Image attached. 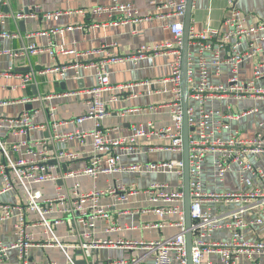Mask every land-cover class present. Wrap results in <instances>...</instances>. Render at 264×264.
I'll return each mask as SVG.
<instances>
[{
  "label": "built area",
  "instance_id": "2783aa9c",
  "mask_svg": "<svg viewBox=\"0 0 264 264\" xmlns=\"http://www.w3.org/2000/svg\"><path fill=\"white\" fill-rule=\"evenodd\" d=\"M232 7L231 13L225 17L219 28L207 26L196 32L190 30L189 50L187 57V88H188V126L193 130L189 137V189H190V216L192 234L191 264H256L260 258L264 260V240H247L244 230L256 226H264V191L255 184V180L264 181V170L255 166L247 158L264 155V117L258 122L256 132L252 137H243L239 130L230 125L233 118L232 106L226 104L223 108H209L207 103L212 98L240 100L255 98L264 102V64L254 65L251 76L247 80L239 78L241 65L261 51L264 43V22L256 21L247 24L235 10L236 0H225ZM186 0L171 2L173 13L183 17ZM7 4V0H0V7ZM93 12L106 13L112 23L139 22L142 20L134 5L126 0H110L107 6L96 7ZM18 16H22L20 13ZM11 14L0 12V26L6 24ZM173 35V41L165 44L141 45L133 50L131 58H142L147 54H165L172 52L175 59L170 63V75L167 78L171 84L173 99L170 103L172 127L156 128L151 122L131 125L126 135L109 137L108 132L102 129L101 121L110 115L109 101H115L116 96L109 100H102L101 94L110 88L108 62L120 61L119 57H110L85 64L94 70L97 80L95 87L84 90L89 99L86 102L85 112L77 117L61 122L52 121L50 126L55 131L52 142L48 138H38L32 142L19 141L7 144L0 140V193L21 187L26 195L24 207L11 204L0 205V221L16 217L13 223L14 241L4 243L0 240V262L8 259L11 250L16 252L15 264H33L29 258V248L34 239L28 231L27 211H34L38 223L43 227L47 236L38 246L59 247L64 249L63 243L56 236L54 226L61 219H51V214L67 215L79 225L85 227L82 240L78 247L83 253L86 264H94L92 255L95 250L104 246H117L136 252V255L121 260L119 264H187V249L185 233L187 231L183 210L182 185L172 188L168 183L156 182L144 189L135 184H124L120 181L107 182L102 188L97 184L101 176H110L120 171L133 173H170L175 174L182 182L183 161L165 160L161 162H147L120 166L122 151L130 153L136 150V144L141 140L153 136H166L170 143L162 146L161 150H182V119L183 109L181 102V45L183 23L181 20L168 26ZM56 29L32 32L29 37L43 36L45 45L38 47L35 43L23 46L19 50H7L4 53L17 57L26 53L35 54L45 50L51 57L58 53L54 43ZM1 37H14L6 32ZM112 44L104 45L105 47ZM101 49V50H102ZM65 53H75L72 50H63ZM209 52L210 58L206 54ZM82 55H88L82 54ZM74 66V65H73ZM227 66L229 75L226 82L213 83L210 75L219 77L223 68ZM67 67H54L51 71L63 74ZM33 79L30 73L19 77V87L26 88ZM67 95L76 94L68 92ZM65 94V95H66ZM45 99L50 96H45ZM50 106L49 116L55 111ZM256 109H250L253 112ZM242 112V114H247ZM249 112V113H250ZM85 120H93L90 130L59 133L56 128L60 124H81ZM14 123L12 133L25 135L35 128H44L49 123H34L29 111H24ZM90 140L88 162L78 168L66 171L62 176L53 172L51 163L69 161L78 158V153L64 146L67 140L77 139L83 142ZM208 154H212L214 178L223 182L226 175L233 170L237 176V186L234 189H224L219 192H206L203 189V165ZM88 177L92 186L86 191H80V178ZM71 178L73 182L68 190L62 192L56 186L55 194L43 196L39 190H33L32 185L46 181ZM143 193L151 207L142 210L151 212L157 220L145 222L143 228L162 230L170 227L175 230L172 234L159 239L138 240H111L92 238V229L98 219H107L109 213L106 205L100 200L104 196L114 198L116 202H127L131 195ZM206 202L231 205L222 222L214 210ZM54 204L58 206H54ZM17 209L16 212H14ZM250 210H257L253 216H247ZM166 217L173 218L166 220ZM116 226L115 229H117ZM135 225L127 226V229ZM226 228V238H216L214 234ZM114 229V226L107 230ZM68 257V255H67ZM70 261V258L68 257ZM70 263V262H69ZM48 264H58L51 261Z\"/></svg>",
  "mask_w": 264,
  "mask_h": 264
},
{
  "label": "crops",
  "instance_id": "0c3cea01",
  "mask_svg": "<svg viewBox=\"0 0 264 264\" xmlns=\"http://www.w3.org/2000/svg\"><path fill=\"white\" fill-rule=\"evenodd\" d=\"M138 10L142 20L139 22L112 23L106 13H95L96 7L107 6L110 0H7V4L0 7V12L11 14L5 25L0 26V33L13 34L14 37L0 36V140L10 144L19 141L32 142L38 138H48L52 142L55 133L50 126L52 121L61 122L83 114L87 108L89 95L84 90L96 86L97 80L94 70L84 65L110 57H119L120 61L108 62L110 88L101 94L102 100H109L116 96L115 101H109L111 113L103 118L101 127L108 132L109 137L126 135L131 125L151 122L156 128L172 127L170 103L173 99L170 75V63L175 54H147L142 58H131L133 50L141 45L165 44L173 41V35L168 26L183 17L174 15L171 2L179 0H126ZM235 10L245 23L256 21L264 22V0H236ZM31 10L28 15L18 16L24 9ZM232 7L225 0H193L190 30L199 32L207 26L219 28L225 17L231 13ZM20 21L25 31H21ZM56 29L54 43L58 53L53 58L45 50L35 54L26 53L11 57L4 53L7 50H19L23 46L35 43L38 47L45 45L43 36L29 37L32 32ZM105 47L104 45L112 44ZM261 51L247 59L239 69V78L247 80L257 63L264 64V43ZM102 49V50H101ZM63 50H72L75 53H65ZM88 55H82L87 54ZM210 58L209 52L206 54ZM74 65V66H73ZM66 66L60 74L51 71L54 67ZM30 73L33 79L26 88L19 87V77ZM229 75L227 66L219 77L210 75L213 83L226 82ZM62 87H65L63 89ZM68 92L76 94L67 95ZM66 94V95H65ZM45 96L50 98L45 99ZM226 104L232 106L233 118L230 119L232 128L240 131L243 137H252L257 129L258 122L264 117V102L255 98L233 100L230 98H212L208 101L209 108H223ZM30 106V107H29ZM50 106H55L52 116H49ZM256 109L248 112L250 109ZM24 111H29L34 123H49L44 128H35L25 135H14L10 121L17 118ZM248 112L242 114V112ZM94 125L93 120H85L81 124H60L56 132L64 133L73 130L87 131ZM170 143L166 136H153L150 139L139 141L136 150L125 153L122 151L120 166L137 163L161 162L165 160H182V150H161L162 146ZM52 146H56L54 141ZM64 146L78 153V158L69 161L51 163L53 172L62 176L66 171L85 165L89 159L90 140L83 142L77 139L67 140ZM212 154H208L203 165V189L206 192H219L224 189H234L237 186L235 166L232 172L226 175L223 182L214 178ZM2 159L0 155V160ZM255 166L264 170V155L247 158ZM80 191H86L92 186L88 177L80 178ZM120 181L124 184H135L144 189L151 183L165 182L172 188L182 185L175 174L170 173H133L120 171L110 176H101L97 180L99 187L107 182ZM73 182L71 178L57 181H46L33 184V190H39L43 196L55 194L56 186L62 192L68 190ZM255 184L264 191V181L255 180ZM26 195L21 187L0 193V205L11 204L24 207ZM100 203L107 206L109 217L98 219L92 229V238L111 240H150L159 239L172 234L174 228L166 227L162 230L143 228L145 222L157 220L151 212L142 210L151 207L143 193L131 195L127 202H116L110 196L101 198ZM222 222L231 205L206 202ZM54 206H58L54 204ZM17 209L14 211L16 212ZM257 210H250L247 216H253ZM28 231L34 239L29 248V258L33 264H48L55 261L58 264H81L85 262L78 244L82 240L85 227L79 225L67 215L51 214V219L62 221L54 226L56 236L63 243V247H41L47 237L43 227L38 223L34 211H27ZM16 217L0 221V240L4 243L14 241L13 223ZM173 219L166 217V220ZM135 228L127 229V226ZM114 226V229L107 230ZM116 226H118L117 229ZM247 240H264V226H256L244 230ZM226 228L216 232L214 237L226 238ZM70 261L68 260V257ZM136 255L135 251L117 246H104L94 251V264H119ZM16 252L11 250L6 261L0 264H15ZM70 262V263H69ZM151 264V259H146ZM256 264H264L258 259Z\"/></svg>",
  "mask_w": 264,
  "mask_h": 264
},
{
  "label": "water",
  "instance_id": "95a60500",
  "mask_svg": "<svg viewBox=\"0 0 264 264\" xmlns=\"http://www.w3.org/2000/svg\"><path fill=\"white\" fill-rule=\"evenodd\" d=\"M193 0H186L185 12L183 16V34H182V45H181V102L183 109L182 119V161H183V176H182V191H183V210L185 227L187 229L185 233L186 238V249H187V264H191V247H192V234L189 230L191 227V216H190V189H189V168H188V155H189V137L190 132L193 130L188 126V88H187V57L189 50V34L191 25V13H192ZM31 10L26 8L20 12L21 15H28ZM20 30L25 31L20 21ZM65 89V87H62ZM30 107V106H29ZM81 264H86L82 261Z\"/></svg>",
  "mask_w": 264,
  "mask_h": 264
}]
</instances>
